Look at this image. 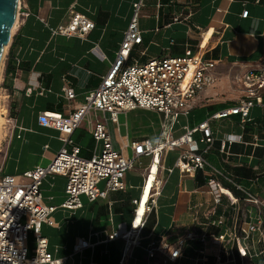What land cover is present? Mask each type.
I'll use <instances>...</instances> for the list:
<instances>
[{"label":"crops","instance_id":"crops-1","mask_svg":"<svg viewBox=\"0 0 264 264\" xmlns=\"http://www.w3.org/2000/svg\"><path fill=\"white\" fill-rule=\"evenodd\" d=\"M139 1L20 0L0 72V178L12 175L21 180L25 172L38 166L45 167L53 160L62 147L60 134L41 126L39 114L67 116L99 86L116 59L134 13L133 5ZM188 1L143 0L144 7L138 20L143 42L132 49L127 65L143 64L152 58L183 56L187 50L217 61L218 80L227 67L245 70L261 65L264 58V0H191L190 5ZM71 10L95 23L94 30L85 39L53 35L50 31L66 25ZM244 11H248L247 18H242ZM64 87L74 89V100L64 98ZM221 90L213 87L202 92L188 118H180L173 127L171 136L179 138L185 127L194 128L211 114L233 106L213 98ZM263 114L264 97L262 105L251 109L250 119ZM8 116H13L21 129L12 131L7 124ZM91 118L105 121L113 148L126 157L132 156L131 142L149 140L157 144L169 131L162 128L163 117L149 110L119 114L116 120H110L106 113L93 112ZM240 123L238 116L210 122L216 141L206 159L232 177V170L242 166L264 174V157L232 153L230 147L239 143L231 145L228 152H221L222 140L236 136L243 141ZM199 137L200 134L195 135L196 139ZM255 138L258 139L256 144ZM72 139L84 158H90L100 150V145L95 144L90 134L87 119L75 130ZM249 145L252 152L256 148L264 149V129L261 137L254 131ZM183 150L174 148L162 154L158 177L163 184L155 212L146 217L140 246L131 248L125 257L124 241H105L114 232L131 229L133 200L140 196V200L148 198L155 178H144L158 158L154 163L148 157L141 158V164L125 176V191L111 192L107 200L93 203L81 196L82 207L77 210L61 207L67 199L65 178H45L40 188L43 204L55 207L51 215L54 225H41V233L48 239L49 253L55 259L68 258L65 264H103L102 260L107 264H162L164 256L161 254L154 260L148 258V245L156 242L175 246L184 240L187 232H202L201 225L214 208V197L207 186L208 175L201 171L185 175L174 168ZM172 168L173 172L169 173ZM249 190L264 201V179L253 182ZM218 232V229L209 230L212 234ZM82 238L92 247L75 254V245ZM28 245L30 250L34 249L33 234L29 235ZM186 247L193 250L192 255L185 253ZM185 248L179 263L197 264V259H201L197 250L203 245L186 242ZM214 252V247L208 244L206 261L200 260L202 264H213Z\"/></svg>","mask_w":264,"mask_h":264},{"label":"built area","instance_id":"built-area-1","mask_svg":"<svg viewBox=\"0 0 264 264\" xmlns=\"http://www.w3.org/2000/svg\"><path fill=\"white\" fill-rule=\"evenodd\" d=\"M188 2L190 5L191 0ZM143 7V0L133 5L134 13L123 34L114 63L99 86L84 97L83 103L67 116L47 112L39 114L38 122L41 126L60 134L62 147L53 160L45 167L38 166L25 172L21 180L12 175L0 178V264H65L68 260L55 259L48 251V239L41 233L43 223L54 225L51 215L55 207L43 204L40 190L48 176L65 178L67 199L61 207L77 210L82 207L81 196L93 203L107 200L111 192L125 191V176L137 164H141V158L148 157L152 163L158 158V166L162 154L174 148H184L174 163L175 169L185 175L195 174L197 171L208 175L207 186L214 197V208L206 216L205 224L201 225L202 232H187L184 240L175 246L151 242L146 248L148 258L154 260L157 254H161L164 256L162 264H180L185 243L195 242L203 245L202 249L197 250L201 259L196 262L206 261V246L210 244L216 248L213 264H245V258H250V264H264V201L206 159L216 141L210 122L238 116L243 125L251 121V109L262 105L264 58L261 67L242 70L241 81L246 89L235 105L211 114L194 128L185 127L182 136L173 138L171 133L179 119L188 118L198 96L216 85L218 62L187 50L183 56L152 58L143 64L127 65L132 49L143 42V32L138 24ZM160 7L162 4L159 2L158 8ZM247 16L248 11H244L242 18ZM177 20L178 17L175 18ZM94 28V22L71 10L69 22L51 28L50 31L53 35L85 39ZM262 36L264 37V30ZM62 95L68 101L76 98L74 89L70 87H64ZM137 109L160 114L163 117V130L169 131L165 139L157 144L149 140L131 142L129 148L132 156L126 157L113 148L105 121L94 120L91 115L93 112H102L108 114L110 120H116L119 114ZM86 119L95 144L100 145L99 152H95L90 158L80 155V148L72 139L75 130ZM7 124L12 131L21 129L13 116L7 117ZM197 134H200L198 139L195 138ZM257 141L255 138L254 143ZM234 143L241 144V138L230 136L222 140L221 152H228ZM199 145L204 147L200 148ZM150 172L151 169L146 176L148 174L149 177ZM168 172L172 173L173 168ZM162 184L163 180L158 177L157 170L140 223L137 226L134 224L141 196L133 200L131 229L114 232L105 241H124L123 257L131 248L140 246L146 217L155 212ZM231 187L241 197L234 195ZM224 189L231 196H227ZM242 201L246 204H242ZM248 204L250 209H247ZM211 228L218 229L219 232L209 233ZM30 234L35 238L33 250L28 245ZM89 247L92 245L82 238L75 245L74 253H81Z\"/></svg>","mask_w":264,"mask_h":264},{"label":"trees","instance_id":"trees-1","mask_svg":"<svg viewBox=\"0 0 264 264\" xmlns=\"http://www.w3.org/2000/svg\"><path fill=\"white\" fill-rule=\"evenodd\" d=\"M264 129V114L260 117H257L256 119L251 120L250 122H247L243 124V141L239 145H233L230 147L232 153H239V154H245L250 155L253 154L256 158H262L264 157V149L256 148L252 152V147L249 145L254 131L258 132V135L261 137V130ZM247 143V145L245 144ZM211 159V157H209ZM234 177H232L238 184L244 186L245 188L250 187V185L257 181H262L264 179V174H258L257 171H254L252 168L249 167H236L232 170ZM227 187H229L227 185ZM234 195L237 197H241L239 192L235 191L232 187ZM255 194V193H254ZM153 222V221H152ZM187 245V244H186ZM193 250H190L188 247L185 248V253L187 255H192ZM103 264H107V261H103Z\"/></svg>","mask_w":264,"mask_h":264},{"label":"rangeland","instance_id":"rangeland-1","mask_svg":"<svg viewBox=\"0 0 264 264\" xmlns=\"http://www.w3.org/2000/svg\"><path fill=\"white\" fill-rule=\"evenodd\" d=\"M261 67V65L259 66ZM242 70L240 68L227 67L219 74V80L217 81L214 88H222V90L214 95L213 98H216L219 102H225L224 104L235 105L239 99L243 96L245 91V85L241 81ZM264 94V89L262 90ZM1 120H0V131H1ZM242 125V123H240ZM1 133V132H0ZM125 181V180H124ZM241 202V201H240ZM245 202L242 201V204ZM246 204V203H245ZM246 210V207H243ZM247 209H250V205H247ZM31 246V241H30ZM216 251V248L214 249ZM215 253V252H214ZM215 259V257H214ZM227 258H225L226 260ZM250 258H245V264H250L248 262ZM254 259V258H253ZM197 264H202L201 261H198ZM236 264V263H229Z\"/></svg>","mask_w":264,"mask_h":264},{"label":"water","instance_id":"water-1","mask_svg":"<svg viewBox=\"0 0 264 264\" xmlns=\"http://www.w3.org/2000/svg\"><path fill=\"white\" fill-rule=\"evenodd\" d=\"M20 0H0V69L16 23Z\"/></svg>","mask_w":264,"mask_h":264},{"label":"bare ground","instance_id":"bare-ground-1","mask_svg":"<svg viewBox=\"0 0 264 264\" xmlns=\"http://www.w3.org/2000/svg\"><path fill=\"white\" fill-rule=\"evenodd\" d=\"M14 29V28H13ZM13 29H12V32H13ZM7 50V47L5 48V51ZM0 72H1V69H0ZM157 170H158V166L157 164L156 165H152L151 167V172L149 174V177L150 178H155L156 174H157ZM148 177V174L147 176ZM224 193L227 195V196H231L230 192L228 190H225L224 189ZM148 199V198H147ZM147 199L145 200H140V205L139 207L137 208V211L135 213V226H137L141 219H142V216L144 215V212H145V204H146V201Z\"/></svg>","mask_w":264,"mask_h":264}]
</instances>
